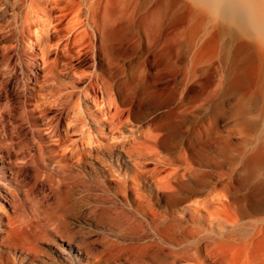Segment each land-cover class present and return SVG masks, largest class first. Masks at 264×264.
Segmentation results:
<instances>
[{
	"label": "bare ground",
	"instance_id": "6f19581e",
	"mask_svg": "<svg viewBox=\"0 0 264 264\" xmlns=\"http://www.w3.org/2000/svg\"><path fill=\"white\" fill-rule=\"evenodd\" d=\"M115 31L164 56L156 76L184 59L195 139L167 151L144 123L136 101L160 92L130 81ZM91 188L127 211L91 210ZM91 217L119 234L91 239ZM163 257L264 264V0H0V264Z\"/></svg>",
	"mask_w": 264,
	"mask_h": 264
},
{
	"label": "rangeland",
	"instance_id": "374dc122",
	"mask_svg": "<svg viewBox=\"0 0 264 264\" xmlns=\"http://www.w3.org/2000/svg\"><path fill=\"white\" fill-rule=\"evenodd\" d=\"M133 35L140 36L135 31L131 33L115 31L112 33V43L120 49L124 57L130 81L138 83L141 81L140 78L143 72L149 71L151 73V76H148L146 79L150 82L151 87L157 89L160 93L152 97H146L142 102L136 101L137 111L144 118V123L151 125L157 132H161V138L164 140L165 145L169 146L167 151H173V148L170 147V142L167 141L179 139L187 144L190 140L196 138L194 128L198 126L200 116L202 115L201 107L198 105V96H196V93H192L191 95H186V98H181L184 86L181 67L184 66V59L172 58V62L177 68L168 71V74L165 76H156L154 74L158 71L157 62L164 59V56L158 54L155 48L148 46L142 39L141 42L130 41L129 37ZM77 50V48L72 50L73 56L78 54ZM87 57H82V61H84L83 69L92 71L94 65H101L102 63L101 60H94L92 55L88 54ZM103 71L115 74L114 71L107 68H104ZM113 78L115 82L119 81L117 75H114ZM165 86L169 90L166 91ZM196 91H198V87ZM171 111L173 114L169 115ZM172 127H176V130L172 131ZM221 135L227 136L228 134L223 130ZM194 157L198 164L197 168L201 169L202 156L196 155ZM113 166H115V171L118 170L116 164H113ZM91 208V210L99 213L101 211L108 213L110 215L109 219L115 216V210L120 213L127 211L126 207H123L113 195L106 196L92 188ZM109 219L104 220V222H97L91 217V225H84V228H87L91 232V239L112 240L115 233L119 234V227L114 225L109 226L111 224ZM42 249L44 257H52L56 253V248L49 241L42 242ZM172 263L173 261L168 260L167 257L159 259L158 262V264Z\"/></svg>",
	"mask_w": 264,
	"mask_h": 264
}]
</instances>
